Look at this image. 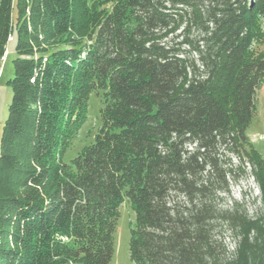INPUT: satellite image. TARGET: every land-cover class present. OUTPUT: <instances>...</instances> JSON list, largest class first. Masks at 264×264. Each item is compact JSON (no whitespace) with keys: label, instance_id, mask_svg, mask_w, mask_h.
<instances>
[{"label":"trees","instance_id":"1","mask_svg":"<svg viewBox=\"0 0 264 264\" xmlns=\"http://www.w3.org/2000/svg\"><path fill=\"white\" fill-rule=\"evenodd\" d=\"M262 18L264 0H0V264H110L125 198L134 264H264ZM91 93L100 128L66 162ZM245 163L256 215L225 200Z\"/></svg>","mask_w":264,"mask_h":264},{"label":"rangeland","instance_id":"2","mask_svg":"<svg viewBox=\"0 0 264 264\" xmlns=\"http://www.w3.org/2000/svg\"><path fill=\"white\" fill-rule=\"evenodd\" d=\"M260 22L264 29V19L262 18ZM13 58L14 53L10 44L0 64V131L11 97V89L6 81L12 77L11 60ZM99 98V94L91 93L89 95L86 120L69 144L65 156L66 162L93 142L101 125L99 110L102 104ZM246 135L253 148L264 156V79L256 88L255 114L246 129ZM248 149L245 147L244 150ZM249 171V166L246 163L240 168L234 169L233 179L229 182L225 200L228 204L237 202L245 208L249 215H256L261 210V194ZM119 213L114 235V253L110 264H134L129 257V238L130 230L134 226V212L127 198L120 205ZM225 245L228 251H232L234 248V241L228 231L225 236Z\"/></svg>","mask_w":264,"mask_h":264}]
</instances>
